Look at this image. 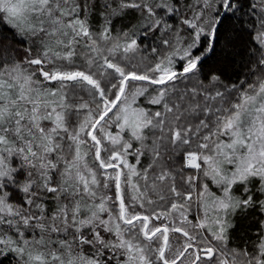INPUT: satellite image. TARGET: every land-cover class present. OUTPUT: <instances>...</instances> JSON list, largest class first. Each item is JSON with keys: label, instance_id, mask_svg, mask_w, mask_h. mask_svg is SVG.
<instances>
[{"label": "snow or ice", "instance_id": "obj_1", "mask_svg": "<svg viewBox=\"0 0 264 264\" xmlns=\"http://www.w3.org/2000/svg\"><path fill=\"white\" fill-rule=\"evenodd\" d=\"M0 264H264V0H0Z\"/></svg>", "mask_w": 264, "mask_h": 264}]
</instances>
